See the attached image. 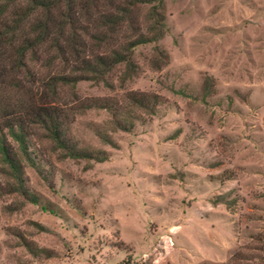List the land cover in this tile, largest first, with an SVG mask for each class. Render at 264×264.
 <instances>
[{
	"label": "rangeland",
	"instance_id": "rangeland-1",
	"mask_svg": "<svg viewBox=\"0 0 264 264\" xmlns=\"http://www.w3.org/2000/svg\"><path fill=\"white\" fill-rule=\"evenodd\" d=\"M155 4L119 41L150 30ZM160 12L164 35L135 48L129 79L119 65L63 89L93 157L69 156L39 129L40 170L24 168L38 203L0 172V264H260L264 0H164ZM131 92L158 104L137 108ZM96 98L123 106L129 127Z\"/></svg>",
	"mask_w": 264,
	"mask_h": 264
},
{
	"label": "trees",
	"instance_id": "trees-1",
	"mask_svg": "<svg viewBox=\"0 0 264 264\" xmlns=\"http://www.w3.org/2000/svg\"><path fill=\"white\" fill-rule=\"evenodd\" d=\"M108 1L0 0V172L11 179L13 191L33 203L39 200L25 186L24 168L26 163L40 170L36 143L40 130L69 156L93 157L74 139L67 104L61 99L63 89H75L86 79L107 81L119 65L126 67L123 81L129 79L136 71L135 48L164 35L160 12L164 0ZM151 2L156 4L150 30L138 29L134 38L119 41L125 27H136L137 8ZM53 66L59 71L53 72ZM44 67L50 69L46 75ZM156 99L145 93L128 96L131 104L146 111L153 110ZM92 106L109 111L119 127H129L122 118L123 106L99 98ZM101 139L113 144L106 134ZM257 239L259 261L264 264V233Z\"/></svg>",
	"mask_w": 264,
	"mask_h": 264
}]
</instances>
